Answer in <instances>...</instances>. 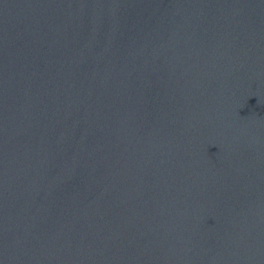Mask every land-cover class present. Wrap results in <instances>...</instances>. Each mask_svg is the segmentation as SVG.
Listing matches in <instances>:
<instances>
[{"label":"water","instance_id":"obj_1","mask_svg":"<svg viewBox=\"0 0 264 264\" xmlns=\"http://www.w3.org/2000/svg\"><path fill=\"white\" fill-rule=\"evenodd\" d=\"M0 264H264V0H0Z\"/></svg>","mask_w":264,"mask_h":264}]
</instances>
